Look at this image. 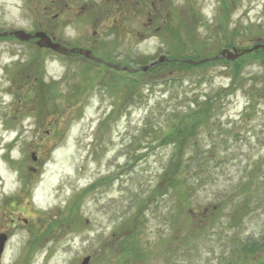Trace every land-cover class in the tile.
Returning <instances> with one entry per match:
<instances>
[{"label": "rangeland", "instance_id": "374dc122", "mask_svg": "<svg viewBox=\"0 0 264 264\" xmlns=\"http://www.w3.org/2000/svg\"><path fill=\"white\" fill-rule=\"evenodd\" d=\"M0 29L48 31L111 63L0 37V264H219L220 224L264 238V50L174 61L264 42V0H0ZM206 96L196 140L213 180L184 196L162 178L161 137ZM221 191L222 222L200 227Z\"/></svg>", "mask_w": 264, "mask_h": 264}, {"label": "trees", "instance_id": "16d2710c", "mask_svg": "<svg viewBox=\"0 0 264 264\" xmlns=\"http://www.w3.org/2000/svg\"><path fill=\"white\" fill-rule=\"evenodd\" d=\"M214 55H212L213 57ZM192 58L191 56H185V58ZM174 59L175 64L177 66H187V67H194V66H203L209 60H219L227 62L225 58H217V59H208L206 62L198 64H189V62H185L181 60L178 62ZM162 64L156 63L153 66H150L148 70H152L153 68H161ZM224 89H221L218 92L217 97L223 98L224 97ZM214 98H209L206 96L204 100L201 102L195 103L194 108L191 106H187V113L181 114L177 117H174L176 123L173 124L171 127V131L167 134H163L161 137L162 141L166 144H172L173 149L166 160L163 166V179L168 181L172 187L176 185H181L187 187V192L184 196L189 195L192 197L194 193L197 194L198 189L202 186H206V184H211L213 180V172L210 165V156L212 155L211 150H202L198 147V143L196 137L198 135L199 130L205 127L209 122V117L211 111L214 110ZM186 110V109H184ZM190 145L189 148H186ZM195 159L197 162L193 164L191 161ZM190 160V163L188 162ZM242 185H239L238 188H241ZM224 192V191H223ZM217 194L221 198L215 199L214 197L209 204L210 207H203L200 212L202 215L201 222H199L200 227L206 228L204 226H208L207 230L212 229L216 225L217 222H222L220 220L221 217V210H223V200L222 193ZM216 195V196H217ZM231 198V197H230ZM232 199V198H231ZM244 196L233 201L234 209H231L229 214V219L226 224L231 223L236 228L238 226L241 227V222H243V216L240 213L241 210V203L244 200ZM198 205V204H197ZM206 206V205H205ZM219 216V217H218ZM202 225V226H201ZM219 225V230H214L217 234L221 236L220 238L217 234H210V236H216V243L218 244V249L220 248V254L218 263L219 264H264V252L258 253L260 250L264 249V238L257 239L253 235L251 237H247L246 242L241 241L240 234L236 233H229L226 235L224 232V228ZM228 227V226H227Z\"/></svg>", "mask_w": 264, "mask_h": 264}, {"label": "water", "instance_id": "95a60500", "mask_svg": "<svg viewBox=\"0 0 264 264\" xmlns=\"http://www.w3.org/2000/svg\"><path fill=\"white\" fill-rule=\"evenodd\" d=\"M6 35H13L21 41H28L32 38H37L36 45L38 47L51 48L55 51H65V50H69L71 52L75 51V48L68 49V48L61 46V44L59 42H54L46 34V32H44L42 30L36 31L34 33L26 32L23 29H15V30H11V31H0V36H6ZM258 48L264 49V43H257V44H254L252 47H247V48H235V47H233L232 49L222 48V49H220L219 53L216 56H214V58L224 57V58L229 59V60H234L238 56L242 55L243 53L250 52V51H252L254 49H258ZM77 51L81 54H84L87 57H92V58L100 61L99 58L91 56L89 50L78 49ZM163 59H164V57L161 56L160 58H158L155 62L151 63L150 65L161 62ZM206 59L207 58H203L200 60L188 59L187 61L190 63H201V62L205 61ZM111 66L116 68V69H120L119 65L113 64ZM148 66L149 65H145V66H141V67L143 70H145L148 68ZM33 158L35 159L34 155H33ZM6 239H7L6 233L1 232L0 233V256L3 252ZM88 260H89V256L84 257L81 261V264H87Z\"/></svg>", "mask_w": 264, "mask_h": 264}, {"label": "flooded vegetation", "instance_id": "af4514ba", "mask_svg": "<svg viewBox=\"0 0 264 264\" xmlns=\"http://www.w3.org/2000/svg\"><path fill=\"white\" fill-rule=\"evenodd\" d=\"M47 34H48V36L53 40V41H55V42H59L62 46H64V47H67L68 49H70V48H75V51H73V52H71V51H69V50H65V51H59V52H55V53H57V54H59V55H62V56H68V57H74V58H82L83 60H88V61H91V62H96V61H94L93 59H91V58H87V57H85L84 55H82V54H80V53H78L77 52V49H80V48H87V49H90L91 50V52H92V55H94V56H96V57H100L99 55H96L95 54V52H93L92 51V49L90 48V47H85V46H82L81 44H74L73 42H68V41H66L65 39H63V38H61V37H59L57 34H54V33H50V32H48V31H45ZM27 42H31V43H33V44H35L36 43V38H32V39H30V40H28ZM44 49H46V50H51L50 48H44ZM61 50V49H60ZM52 51V50H51ZM102 60H103V62H96V63H98V64H103V65H107L106 63H109V62H107L106 60H104L103 58H102ZM90 259V258H89Z\"/></svg>", "mask_w": 264, "mask_h": 264}]
</instances>
